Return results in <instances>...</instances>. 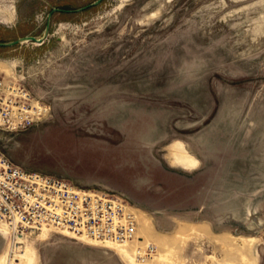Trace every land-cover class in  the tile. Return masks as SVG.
<instances>
[{
	"label": "rangeland",
	"instance_id": "374dc122",
	"mask_svg": "<svg viewBox=\"0 0 264 264\" xmlns=\"http://www.w3.org/2000/svg\"><path fill=\"white\" fill-rule=\"evenodd\" d=\"M94 1L0 0V42L42 37L54 8ZM0 81L51 107L30 128L0 129L1 152L136 211V238L110 242L127 248L124 264L147 243L150 264H264V0L55 11L44 42L0 46ZM41 231L0 233V264L32 246L45 264L66 238L118 252Z\"/></svg>",
	"mask_w": 264,
	"mask_h": 264
},
{
	"label": "built area",
	"instance_id": "2783aa9c",
	"mask_svg": "<svg viewBox=\"0 0 264 264\" xmlns=\"http://www.w3.org/2000/svg\"><path fill=\"white\" fill-rule=\"evenodd\" d=\"M51 107L13 81H0V129L30 128ZM0 223L13 238L42 228L58 230L80 241L125 245L137 235L136 211L124 198L78 187L66 177L25 169L0 151ZM153 243L139 246L132 264H150Z\"/></svg>",
	"mask_w": 264,
	"mask_h": 264
},
{
	"label": "crops",
	"instance_id": "0c3cea01",
	"mask_svg": "<svg viewBox=\"0 0 264 264\" xmlns=\"http://www.w3.org/2000/svg\"><path fill=\"white\" fill-rule=\"evenodd\" d=\"M63 241L65 245L60 250L50 251L52 252L49 256L50 260L45 264H84L86 259H92L91 264H101V258L104 260V264H124V258L119 252L86 246L72 240V238H66Z\"/></svg>",
	"mask_w": 264,
	"mask_h": 264
},
{
	"label": "bare ground",
	"instance_id": "6f19581e",
	"mask_svg": "<svg viewBox=\"0 0 264 264\" xmlns=\"http://www.w3.org/2000/svg\"><path fill=\"white\" fill-rule=\"evenodd\" d=\"M188 162L190 163L189 164L190 166H194L197 163L196 161L191 160V159H189ZM1 224H4V223H1ZM5 226L0 228V233L3 234L4 237H7L10 233V230L7 226L6 227ZM48 232H49L48 228H45V227L42 228L41 237L47 238ZM0 239H1V237H0ZM105 245L115 248L122 257H125L128 260L130 259V255L127 251V248H116V247L112 246L110 242H106ZM31 248H33V246ZM31 248L28 247L25 251H18L17 250L15 257L10 261L9 264H37V261L39 264V254L37 253V251L35 252L34 248L33 249H31ZM7 257H8L7 254H4L2 256V260L4 261V264L7 263L6 262Z\"/></svg>",
	"mask_w": 264,
	"mask_h": 264
},
{
	"label": "water",
	"instance_id": "95a60500",
	"mask_svg": "<svg viewBox=\"0 0 264 264\" xmlns=\"http://www.w3.org/2000/svg\"><path fill=\"white\" fill-rule=\"evenodd\" d=\"M103 0H95L94 2L92 3H89L85 6H82L78 9H61V8H54L51 13L49 14L48 16V21H47V24H46V28H45V32H44V35L42 37H36V36H33V35H26V36H23V37H19L18 39L16 40H12V41H8V42H0V46H14V45H18L20 43H23V42H26V41H35V42H38V43H42L45 41V39L47 38L48 34H49V31H50V24H51V17L53 15V13L55 11H61V12H75V11H83L87 8H90L92 6H96L98 4H100Z\"/></svg>",
	"mask_w": 264,
	"mask_h": 264
}]
</instances>
